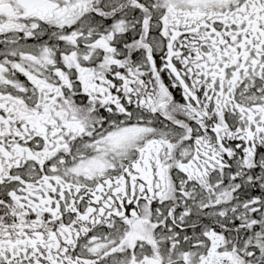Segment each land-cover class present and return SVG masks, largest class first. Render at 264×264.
<instances>
[{"label": "flooded vegetation", "instance_id": "flooded-vegetation-1", "mask_svg": "<svg viewBox=\"0 0 264 264\" xmlns=\"http://www.w3.org/2000/svg\"><path fill=\"white\" fill-rule=\"evenodd\" d=\"M220 3L167 12L151 0H0V264H166L136 232L148 223L134 222L166 200L170 163L161 168L159 153H190L178 167L195 181L211 164L198 116L185 121L183 95L166 88L168 71L178 87L264 81V0ZM142 123L160 137L141 144L138 158L133 146L134 156L113 159L104 173H66L91 155L87 144L100 152L108 130ZM189 193H177V211ZM178 254L176 264H200Z\"/></svg>", "mask_w": 264, "mask_h": 264}, {"label": "trees", "instance_id": "trees-1", "mask_svg": "<svg viewBox=\"0 0 264 264\" xmlns=\"http://www.w3.org/2000/svg\"><path fill=\"white\" fill-rule=\"evenodd\" d=\"M167 45L175 46V42L168 41ZM168 74L169 80L173 81V85L166 87L168 92L175 94V97L180 92L183 95L184 111H182V118L184 117L185 121L195 122L198 116L196 122H199L201 153H205L204 158L210 160L211 164L209 167L205 166L207 171L205 174L201 173L198 181L187 177L179 167L169 164L168 175L173 185V195L165 198L164 201L153 203L150 211L140 215L141 223H148L151 228L147 231L136 232L140 238H149L153 241L151 248L152 254L155 256H165L173 250L174 252L168 255L171 257L175 255L176 257L179 251H183L193 257L199 256L200 264H202V258L205 259L204 264H208L209 259L207 257L210 247L207 246L209 242L205 236L209 232L222 233L226 239L224 244H230L233 240L238 245L237 248H241L240 235L242 229L238 225H242L240 223L243 215L241 211L234 208L237 202L249 203V201H254L257 204L259 202L263 213L258 212L255 209L256 206H251L249 203V210L253 209V211L247 210L250 214L247 215V218L250 220L251 217L255 221L260 219L264 223V81L259 80L258 85L247 86L218 87L188 84L178 87L174 84L176 78L171 75L170 71ZM248 74L253 76H248L250 78H259L258 74L256 75L254 72L248 71ZM255 94L258 101L250 105L243 104L242 98L246 99V96ZM216 98L219 100H215ZM220 98L224 99L220 100ZM187 105H191L190 112L186 111ZM252 105L259 107V109H253ZM173 115L178 116L177 113H173ZM154 121L158 125L160 122L163 123L160 117H153L152 122L155 123ZM213 162L215 168L212 174H209ZM208 174L210 180L206 178ZM231 175H235L236 179H233L230 193L232 199L228 205L231 210L230 213L226 212L222 217L216 214L211 217L210 215L204 217L201 213L193 211L195 208L192 202L187 203L186 201L181 210H175L178 199L177 193L181 190L180 186L183 182H191V185L202 182L210 183V181L222 177L226 181ZM241 176H244V179ZM185 197L190 198L192 196L189 193ZM182 222L189 228L183 233L175 225ZM192 238L197 240L192 242ZM229 244L219 248L218 251H228ZM228 252L233 260V256L236 254L232 255V252ZM254 257L259 258L257 255H252L249 258L243 255L240 262L236 261V264H264V259L254 262ZM166 264H176V262Z\"/></svg>", "mask_w": 264, "mask_h": 264}, {"label": "rangeland", "instance_id": "rangeland-1", "mask_svg": "<svg viewBox=\"0 0 264 264\" xmlns=\"http://www.w3.org/2000/svg\"><path fill=\"white\" fill-rule=\"evenodd\" d=\"M222 4L223 3H220V0H151L152 7L156 9H160V8L163 9L164 7H166L168 10L167 12H169L170 7L174 9H182V10L189 11V12H192V11L205 12V11H211L213 9H216L217 7H220ZM167 12L166 14H168ZM158 13L162 15V11H158ZM163 98L164 97L162 95V92L160 91L156 95V98L154 100L155 104L159 103L161 100H163ZM245 98L246 99L242 98L243 104L250 105L251 103L258 101L256 94L246 96ZM223 99L224 98H220V100H223ZM215 100H219V99L216 98ZM252 108H254L253 105H252ZM179 109L172 111V113L180 112L183 108L181 110ZM93 113L90 111L86 112L87 115H84L85 117H87L86 120H89V122H92L94 120V114H95ZM159 134H160L159 130L155 129L154 127L144 126L143 123L142 125H138V124L130 125V126L124 125V126H118L114 129H110L106 133H104V135L102 136V140H101L102 146L99 147L100 152H98L95 149V145L87 144L86 146H84L83 149L85 152H88V153L91 152V155L86 157L85 159L79 160L72 167L67 168L68 170L66 173L72 172L77 175L84 174L83 171H87L89 174H92V175H97L102 172L104 173L106 170L111 168L110 164H111V161H113V159L122 160L125 157L134 156L135 153L138 158V151L141 148V146H143L145 142L148 141L150 138L157 139ZM127 146H130V147L126 148ZM133 146L137 149V151H135L132 148ZM174 156H177L176 152L172 155L171 151L169 150L168 155L166 156L164 154V150L161 151L159 153V157L162 162L161 168L164 167L168 162L171 164L173 161H175L173 165L178 167L180 162H184L183 161L184 159H190V153H189V156L185 154L182 158L180 157V159ZM206 166L209 167L210 165H206ZM213 166H215L214 162L212 166L210 167L209 174L210 173L212 174V171L215 168ZM206 171L207 169L205 166L200 167L199 168V178L201 177L200 176L201 173L205 174ZM186 173L187 172H184V174ZM209 174L206 177L207 179H209ZM234 176L235 175L229 176V179H227L226 181H224L223 180L224 177H222L221 179H218V180L214 179L213 181H210V183L202 182V183H196V184L194 183V185H191V182L189 183L184 182L180 186V189L185 190V191L188 190L189 192L193 193V194H190V196L192 197L190 198L185 197V201L187 203L192 202L194 204L193 207L195 208V210L193 211L195 213H201L204 217H208V215H210L211 217L215 214L219 216L221 215L220 217H222L226 212L230 213L231 211L228 208V205L232 202L230 193H231L233 179H236V177ZM162 177L164 180V185L167 183L170 185V188L167 189L168 192H166L163 197L164 198L172 197L173 185L171 184L168 178L167 171H165V174ZM241 177H243L244 179V176H241ZM225 182L226 184L224 185ZM162 186L163 184H160L159 186L160 192L165 191L163 190ZM185 186H187V188H185ZM59 196H60V193L58 191V198ZM163 197L161 196L160 198L163 199ZM249 203L251 206L253 205L256 206L255 209L258 210V212L263 213L261 204L259 202L257 204V202L249 201ZM249 203H244V202L238 203L237 202L234 205V208L238 211H241L243 215V218L240 223L242 225L237 224L238 227L242 229V232L240 235L241 248L238 249L237 248L238 245L232 239H231L232 240L231 243L230 244L228 243L229 244L228 251L232 252V255L236 254V256H233V260L231 261L225 255V254H229L226 250L218 251L219 248L225 245L227 246L228 244H224L226 239L222 233L215 232V234L213 233L214 235H211L210 237L208 234L205 236V238L209 237L210 242L211 240H213V244L207 243L208 244L207 246H209L210 249L213 248L212 251L215 252V253L213 252L210 253L211 250L209 249L210 256L207 257L208 259L215 256L217 260L213 259V261L216 262V264H232V262L236 264V261L240 262V259L241 257L243 258V255L245 257L247 256V258L252 257V255H257L259 258L254 257L253 258L254 262L260 259H264V223H263V220L260 221V219H256L255 221L251 217H250V220L247 218V215H250L247 212V210L250 212L253 211V209L249 210V207H248ZM178 207L179 205L176 204L175 210ZM232 208H233V205H232ZM41 214H43L44 216H47L46 213L41 212ZM134 222H142L140 221V215L136 217V221ZM150 228H151V225H147L143 231L150 230ZM173 252L174 251L172 250L166 254L167 256L166 255L162 256L164 258L165 263H168V262L175 263L176 261L177 262L180 261L179 254L176 257L175 255H173L172 257L168 255ZM219 256H221L223 259H227L228 261L224 263V260ZM204 261L205 259L202 258L201 263Z\"/></svg>", "mask_w": 264, "mask_h": 264}, {"label": "bare ground", "instance_id": "bare-ground-1", "mask_svg": "<svg viewBox=\"0 0 264 264\" xmlns=\"http://www.w3.org/2000/svg\"><path fill=\"white\" fill-rule=\"evenodd\" d=\"M252 72H254V74H259L257 71H252ZM264 75V74H263ZM248 76H250V75H248ZM250 77H253V76H250ZM250 77H248V78H250ZM253 78H250V80H252ZM253 109H259V107H254ZM157 118V117H156ZM155 123H153L152 122V124H156V125H158V123L156 122V121H154ZM155 139V138H154ZM154 139H152V140H154ZM177 147H179V145L177 146ZM182 152H179V154H181ZM168 169V168H167Z\"/></svg>", "mask_w": 264, "mask_h": 264}]
</instances>
